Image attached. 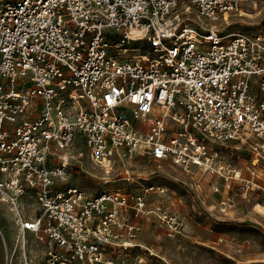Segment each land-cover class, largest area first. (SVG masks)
I'll use <instances>...</instances> for the list:
<instances>
[{"label":"built area","instance_id":"obj_1","mask_svg":"<svg viewBox=\"0 0 264 264\" xmlns=\"http://www.w3.org/2000/svg\"><path fill=\"white\" fill-rule=\"evenodd\" d=\"M245 1L0 0V200L21 250L29 231L41 264H125L141 246L133 216L180 232L174 212L147 207L164 189L135 180L138 161L240 180L243 166L224 155L245 149L253 183L264 167V29L221 24ZM84 156L143 190L65 184Z\"/></svg>","mask_w":264,"mask_h":264},{"label":"rangeland","instance_id":"obj_2","mask_svg":"<svg viewBox=\"0 0 264 264\" xmlns=\"http://www.w3.org/2000/svg\"><path fill=\"white\" fill-rule=\"evenodd\" d=\"M221 24L225 29L247 33L263 30L264 0H246L240 14L229 16ZM240 153L239 157L225 153L224 161L231 167L242 165V178L246 179L250 173L245 167L250 162L245 149ZM261 165L259 161L253 183H247L245 179L226 181L197 167L185 171L169 161H138L129 171L135 180L164 189L147 194V207L160 205L174 212L181 230L169 231L153 213L133 216L135 241L141 246H130L123 253L125 264H136V256L143 257L141 264H264V188L257 186L264 181ZM229 169L224 174L230 173ZM118 171L106 174L84 156L72 164L65 184L93 195L121 187L139 193L141 186L127 184ZM8 223L9 217L0 207V228L12 231ZM3 236L0 233L1 246L8 241L4 232Z\"/></svg>","mask_w":264,"mask_h":264},{"label":"crops","instance_id":"obj_3","mask_svg":"<svg viewBox=\"0 0 264 264\" xmlns=\"http://www.w3.org/2000/svg\"><path fill=\"white\" fill-rule=\"evenodd\" d=\"M29 205V204H27ZM0 207L7 213L9 217V223H11V230L2 226L0 228V233L3 236V232L7 237V240H4L2 246L0 245V264L12 263V264H20L22 262L21 254L22 250L24 251V255L29 259V263L31 264H41L44 261V245L40 241H36L33 234L27 231L25 235V244L23 245L22 250L18 245L16 230L14 228V223L11 216V211L7 205V203L0 200ZM8 223V224H9ZM8 227V226H7ZM4 238V236H3ZM41 261V262H40ZM37 262V263H35Z\"/></svg>","mask_w":264,"mask_h":264},{"label":"bare ground","instance_id":"obj_4","mask_svg":"<svg viewBox=\"0 0 264 264\" xmlns=\"http://www.w3.org/2000/svg\"><path fill=\"white\" fill-rule=\"evenodd\" d=\"M152 252H153V251H152ZM22 253L25 254L23 250H22Z\"/></svg>","mask_w":264,"mask_h":264}]
</instances>
